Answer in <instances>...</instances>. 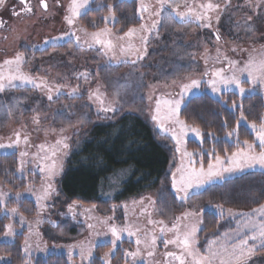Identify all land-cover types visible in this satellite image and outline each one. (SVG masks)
<instances>
[{
    "label": "snow or ice",
    "instance_id": "obj_1",
    "mask_svg": "<svg viewBox=\"0 0 264 264\" xmlns=\"http://www.w3.org/2000/svg\"><path fill=\"white\" fill-rule=\"evenodd\" d=\"M56 2L59 5V0ZM133 2L138 3L136 18L140 20V23L138 26L129 27L127 31L117 34L113 28L107 26L108 24L120 23L112 4L97 3L96 0H69L64 9L66 14L63 16V20L70 30L60 36L51 37L52 46L55 47L64 41L75 44L78 49L86 47L89 50L99 52L108 58L109 64L135 65L145 58L148 52V44L151 40L159 38L162 27L171 26L179 32L180 30L175 29V24L190 25L195 23L200 28L212 30V36L217 43L221 41L219 30L213 29L214 20L218 23L220 19L218 14L215 17L213 14L221 10V5L214 0H202V2L201 0H133ZM19 3L21 5L19 10L11 8L13 16L21 17L35 14L30 0H19ZM4 4L5 0H0V10L3 9ZM247 5L253 10L260 9L256 14L259 19L264 21V8H261V5H264V0H247ZM39 7L44 12H49L47 0H39ZM228 7L231 5L226 0L225 8ZM104 8L109 10L108 15L101 17L105 27H99L95 21H91L95 31H88L87 28L78 26L80 17L87 16L93 10L100 11ZM251 21L252 17L249 16L244 24V30L250 35L256 31V26ZM4 27L5 22L0 20V29ZM78 32L82 35H77ZM44 43L48 44L49 41L45 40ZM231 51L236 52L237 49L232 48ZM27 62L24 52H16L13 57L0 62V93H4L9 88L31 85L33 88L44 92L48 101H53L54 96L59 99L61 94L71 97L83 95L79 85L71 88L68 92H64L65 85H52L46 79L40 78L38 80L31 76L24 70ZM204 64L206 66L205 71L200 79L189 77L188 82L179 83L177 93H162L156 98L155 106L151 109V121L154 123V128L162 138L171 140L175 152L180 154V164L171 174V186L175 189L174 195L181 202L190 198L191 190L203 188L216 179H224L226 176L237 172L243 173L246 169L259 168L264 171V116H261L259 123L249 122L247 116L244 115L242 100L239 104L232 101L230 105L232 113L239 110L236 127L226 133L227 137L235 138L236 151L231 154L220 156L214 151H188L186 143L189 136L202 145L205 137L215 139L216 133L205 132L180 118L181 106L185 104L186 97L194 90H200L202 84L205 88L210 89L226 108L229 107V104L228 101L223 100L224 93H233L243 99L246 95L256 93L257 86L264 88V54L254 55L250 53L248 59L242 62L238 59H232L226 51L216 47L214 55L205 49ZM216 65L222 66L217 67ZM89 76L90 74L85 71L79 73L77 78L87 81ZM172 84L176 85L177 81L173 80ZM245 84L251 85V87L246 88ZM120 95V91L117 89L110 100L107 94L102 93L97 87L94 91H88V100L99 105L98 114H104L107 117L108 113H114L118 110ZM148 100H152L151 95L148 96ZM4 107L10 114L11 107L8 105H4ZM41 118L37 112L32 117V123L39 125ZM241 123L247 124L255 137L254 141L240 140L239 127ZM223 126L227 127L226 120ZM51 131L56 132L57 130L53 128ZM66 131V128L61 127L59 129L60 138L54 143L45 142L35 146V151H30L32 147L30 134H25L21 130H17L8 142L0 143V150H3L5 155L17 156L18 153L17 173L21 176L25 172L41 176L42 183L36 191L31 185L24 194L19 192L10 194L0 190V212L5 217H18L21 228L28 224L30 234L35 236L40 235L39 231L31 232V224L26 218L19 213L17 208L9 209L5 201L9 199L10 195L19 201L26 194L34 197L38 213L47 210L50 198L59 195V191L55 187V179L63 172V160L70 148L67 142L69 138L63 135ZM21 145L24 146L23 149H21ZM205 156L211 158L207 167L204 164ZM30 164H34L35 168L27 167ZM154 203L150 197L132 200L131 207L134 210L132 215L136 219L129 220L122 225L112 222L113 216L103 219L91 215L86 217V219H96L97 223L105 229L103 232L95 231L96 224L88 223V229L94 230L93 235L108 237L103 243L112 246L110 251L100 258L103 264H112V257L116 251L120 250V245L125 239L132 241L135 247L132 250H122L124 264H249L258 252L264 251V204L250 212H235L231 208L225 209L223 205H210L209 207L213 208L221 218L227 213L229 217H240V219L236 221L235 230L213 236L207 241L204 250L201 251L198 247L197 234L204 223L202 218L204 209L185 211L181 215L175 216L171 226H169L164 219L151 218L150 208ZM83 207V204L73 201L68 204V212L75 219L77 215L75 209ZM116 207L117 205L112 206L113 211ZM119 207L124 209L127 218L129 204L123 203ZM137 208L139 210L138 216ZM94 209L95 205L91 208H84V212L91 213ZM159 211L163 214L164 209ZM140 217H145L146 223H140ZM35 223L39 225L43 221L37 219ZM4 229L6 237L16 235V229L12 223L4 225ZM161 246L165 251L160 254L163 259L158 260L156 257ZM170 246L172 250H169ZM30 247L29 240L26 238L23 249L25 255H29ZM94 247L95 245L91 242L87 245L82 243L69 246L70 250L79 248L78 254L82 262L87 260L88 264H94L92 259ZM26 264H30V261Z\"/></svg>",
    "mask_w": 264,
    "mask_h": 264
},
{
    "label": "rangeland",
    "instance_id": "obj_2",
    "mask_svg": "<svg viewBox=\"0 0 264 264\" xmlns=\"http://www.w3.org/2000/svg\"><path fill=\"white\" fill-rule=\"evenodd\" d=\"M11 1L5 0L0 13H9L5 9ZM48 1L49 12L47 13L36 4L35 14L32 16L15 18L10 14L6 15L9 21V29L0 31V62L13 57L16 52H24L28 60L24 70L31 76L38 80L40 78L46 79L52 85H65L64 92H68L71 88L79 85L83 95L71 97L61 94L59 99L54 96L53 101H48L44 92L33 88L31 85L9 88L4 93H0V143L8 142L9 138L13 137L17 130H21L25 134H30V143L32 145L30 151H35V146L41 143H54L60 138L59 129L64 127L67 131L63 135L69 138L67 142L70 145L67 150L68 154L63 160V172L55 179V187L59 191V195L50 198L48 201L49 207L45 212L38 213L34 197L26 194L19 201L15 200L11 195L5 201L9 209L17 208L19 213L26 218L31 224V232L39 231L40 235L30 234L28 224L21 228L19 218L9 216L7 224H13L16 229V235L14 237H6L4 233L0 240L12 242L17 235L25 233L31 247L29 255H25L24 250L23 253L30 259L50 253H64L69 257L72 264H88L87 260L82 262L78 254L79 248L70 250L69 246L82 243L87 245L91 242V244L95 245L93 248V259L96 255L97 247L106 245L103 241L107 240L108 237L94 236V230L87 227L88 223L96 224L95 231L103 232L105 229L97 223L96 219H86V217L91 215L92 217L103 219L113 216L114 220L112 222L122 225L129 222V220L136 219L132 215L134 210L131 207V201L139 200L141 197H150L155 202L150 208L152 212L151 218L164 219L169 226H171L175 216H179L188 210L203 208L204 212L211 210L217 213L213 208L209 207L210 205H223L225 209L231 208L235 212H250L254 209L231 207L227 204V201H221L216 196L217 192L218 194L220 193V186L225 181L243 176L248 172L262 171L259 168L246 169L243 173L237 172L226 176L224 179H216L206 184L203 188L191 190L190 198L187 201H179L174 195L175 189L171 186V174L175 172L180 164V154L175 152L173 142L162 138L154 128V123L151 121V109L155 106L156 98L162 93H177L179 91V83L188 82L189 77L200 79L203 76L206 67L204 64L205 49L214 55L216 47H220L232 59H238L242 62L248 59L250 53L254 55L264 54V21L259 19L256 14L260 9L253 10L247 5V0H228L231 5L228 8H225L226 0H214V2L225 8L219 22H213V29H218L221 34L219 43L214 40L212 30L200 28L195 23L190 25L175 24V29L180 30L179 32L175 31L171 26L162 27L159 38L151 40L148 44V52L145 58L132 65L109 64L108 58L99 52L89 50L86 47L78 49L75 44H70L64 50L53 47L51 37L60 36L70 30L63 20V16L66 14L64 9L67 7L69 0H59L61 2L59 5L54 0ZM261 8H264V5H261ZM217 14L219 15L220 12L214 13L213 16L215 17ZM249 16L252 17L251 23L256 26V31L251 35L244 30L245 20ZM238 25L239 27H237ZM123 30L124 26L113 31L121 34ZM45 40H48L49 43L45 44ZM50 47L53 48L49 52L36 54ZM232 48H236L237 51L232 52ZM85 71L90 74L87 81L77 78L79 73ZM173 80L177 81L176 85L172 84ZM244 86L246 88L251 87L248 84ZM97 87L100 88L102 93H106L110 100L117 89L120 91V106L116 112L108 113L107 117L104 114H98L97 108L99 105L88 100V91H94ZM203 93H208L217 98L210 89L205 88L204 84H202L200 90H194L186 97L185 104L191 97ZM256 93L264 96V88L257 86ZM149 95L152 96L151 101L148 100ZM4 105L11 107L10 114L5 110ZM184 105L181 106V109ZM37 112L42 117L39 125L32 123V117ZM128 113L142 116L152 126L157 139L171 149L172 160L166 184L167 189L171 190L175 202L170 196L169 190V193L166 190H160L161 192L152 191L141 197L123 202L129 204L128 217L126 218L124 209L119 207L123 203L110 204L108 207L95 205L94 211L85 213L84 208H91L93 205L76 201L83 204L84 207L75 209L77 215L73 219L68 212V204L73 201L62 193L60 184L75 138L95 124L113 121ZM81 120H83V123H81ZM53 128L57 131L52 132L51 129ZM190 140H193L191 136H189L186 143L188 151H191L188 148ZM23 147L21 145V149ZM0 155H5L3 150H0ZM208 162L204 160L205 167H207ZM27 167L35 168V165L30 164ZM18 175L25 182L22 190H14L5 187L1 183L0 190L10 194L17 192L24 194L30 185L36 191L42 183L39 174L31 175L25 172L23 176L19 173ZM26 199L32 200L34 206L24 205L23 200ZM11 200H15L18 203L10 205ZM113 205H117L114 211ZM160 209H164L163 214L159 211ZM138 211L137 208V216ZM0 215L4 216L2 212H0ZM224 216L229 217L227 213ZM37 219H41L43 223L37 225L35 223ZM238 219L240 217H235V221ZM139 222L146 223V218L140 217ZM169 237H171V234H169ZM134 247V243L128 239H125L120 245L122 250H132ZM110 249L105 253L109 252ZM169 250H172L171 246ZM164 251L162 246L158 249V256L156 257L158 260L163 259L160 254ZM114 256L116 258L113 259L112 257V264H124L122 259L123 252L116 251ZM249 264H264V255L257 253Z\"/></svg>",
    "mask_w": 264,
    "mask_h": 264
},
{
    "label": "trees",
    "instance_id": "obj_3",
    "mask_svg": "<svg viewBox=\"0 0 264 264\" xmlns=\"http://www.w3.org/2000/svg\"><path fill=\"white\" fill-rule=\"evenodd\" d=\"M96 2L110 3L114 6L120 23L107 25L113 30L124 26L123 31H127L129 27L139 25L140 20L136 18L137 2L133 0H124V2L96 0ZM224 10L222 6L219 11L220 17ZM108 14L107 8L100 11L93 10L87 16L79 18L78 26H83L88 31H95L91 21H95L99 27H105L101 17ZM77 35L82 34L78 32ZM69 45L61 41L55 48L64 50ZM51 48L53 47L36 54L49 52ZM223 100L228 101V108L220 99L203 93L191 97L181 109L180 117L188 124L199 127L205 132L216 133L215 139L205 137L202 145L190 140L188 148L192 152L207 150L224 156L236 151L235 138L226 136L227 132L236 127V120L239 119V110L236 113L230 111L232 101L239 104L242 100L244 115L249 122L259 123L261 116H264V96L260 93L246 95L243 99L233 93H224ZM225 120L227 127L223 126ZM239 138L252 142L255 137L246 124H241ZM210 159L208 156L204 158L205 161ZM171 160V149L157 139L152 126L142 116L124 114L116 120L95 124L75 138L60 188L71 201L99 207L123 203L152 191L166 190L168 192L166 182ZM17 167V156L0 155V183L14 190H22L25 182L16 172ZM220 188L221 191L219 194L217 192L216 198L227 201L231 207L250 209L264 204V172L262 171L248 172L243 176L229 179ZM169 192L175 202L171 190ZM166 196L169 198L168 195ZM16 203L18 202L11 200L10 205ZM23 203L34 206L30 199L23 200ZM202 218L204 223L197 236L201 251L213 236L236 228L235 218L225 216L221 218L219 214L211 210L204 212ZM8 220V217L0 215V238L5 233L4 225ZM25 238V233H22L12 242L0 240V257H2L0 264H26L28 261L30 264H72L64 253H50L28 258L23 253ZM109 248L111 244L97 247L93 258L94 264H103L100 258ZM118 252H122V249L120 248ZM258 253L264 255V251Z\"/></svg>",
    "mask_w": 264,
    "mask_h": 264
},
{
    "label": "flooded vegetation",
    "instance_id": "obj_4",
    "mask_svg": "<svg viewBox=\"0 0 264 264\" xmlns=\"http://www.w3.org/2000/svg\"><path fill=\"white\" fill-rule=\"evenodd\" d=\"M54 1L56 2V0H54ZM30 2L32 3V5L34 7V12H35V9H36L35 6H36V4L39 5V0H30ZM47 2H49V1L47 0ZM60 3L61 2L59 1V4ZM7 5L8 6H6V9L5 10H7L6 12H9V13H3V14H2V12L0 13V20H3L5 22V27L2 28V29H0V31H5V30H8L9 29V21H8V18L6 17V15L7 14L12 15L11 14V8H16L17 10H19V8L21 7V5L19 3V0H12L11 3L10 4H7ZM28 16H32V15H25V16H21V17L23 18V17H28ZM21 17H15V18H21Z\"/></svg>",
    "mask_w": 264,
    "mask_h": 264
}]
</instances>
